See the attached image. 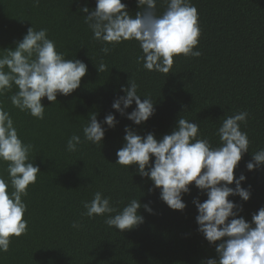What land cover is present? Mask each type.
<instances>
[{
	"label": "trees",
	"instance_id": "1",
	"mask_svg": "<svg viewBox=\"0 0 264 264\" xmlns=\"http://www.w3.org/2000/svg\"><path fill=\"white\" fill-rule=\"evenodd\" d=\"M121 2L130 15L140 10L136 0ZM190 2L197 8L201 30L193 50L202 55L175 56L170 73L161 74L137 63L142 51L134 40L115 45L107 55L100 52L102 45L92 38L84 23L86 14L79 11L85 3L94 9L95 0H39L38 4L0 0V52L14 49L29 27L46 28L57 51L66 59L81 60L88 69L70 95L58 93L54 104L42 98L46 107L42 120L14 108L11 93L0 97L22 141L34 146L30 159L40 169L36 183L22 197L28 231L11 239L9 250L0 252V264H203L217 258L215 244L220 241L209 244L196 223L193 200L204 202L205 192L190 184L189 192L182 195L186 207L172 210L152 181L139 175L136 165L127 170L115 163L125 126L142 137L153 133L159 140L183 117L197 123L199 137L215 147L220 143L216 132L222 121L246 111L247 121L240 127L247 133L249 151L234 169V178L243 174L246 179L241 186L249 188L251 195L246 202L239 196L228 199L242 205L239 215L248 222L264 207V165L252 171L246 168L252 154L264 149V0ZM166 6L164 0H157L156 14ZM101 57L108 71L99 73L96 65ZM129 80L136 81L141 101L145 96L154 103V114L140 125L112 108L114 100L124 95L121 86H130ZM135 107L133 103L125 112ZM92 113L105 128L101 145L85 142L76 152H68L67 140L73 134L83 139L82 129ZM110 113L117 121L113 128L103 124ZM5 169L6 164L0 163V176L7 180ZM97 191L109 197L117 210L139 199L143 223L119 231L104 223L106 216L83 215L82 201H90ZM74 221L79 228L72 227Z\"/></svg>",
	"mask_w": 264,
	"mask_h": 264
},
{
	"label": "clouds",
	"instance_id": "2",
	"mask_svg": "<svg viewBox=\"0 0 264 264\" xmlns=\"http://www.w3.org/2000/svg\"><path fill=\"white\" fill-rule=\"evenodd\" d=\"M136 2L140 10L134 16L121 0H95L94 9L87 3L80 7L79 11L86 14L83 19L92 38L102 45L101 53L107 55L115 45L134 40L142 51L137 63L142 62L147 71L161 74L170 73L175 56L202 55L199 50H193L199 43L201 30L197 8L190 0H164L167 6L160 15L156 14L157 0ZM34 3L38 4L39 0ZM47 32L46 28L36 30L31 26L14 49L0 52V97L11 93L9 99L14 108L39 120L44 119L46 108L42 98L54 104L58 93L70 95L80 86L88 70L81 60L66 59L63 52L57 51L55 41L48 38ZM96 67L99 73L108 71L103 57ZM128 83L129 87L121 86L124 95L114 100L112 108L140 125L154 114V103L145 96L141 101L135 80ZM133 103L136 107L126 113ZM247 117L246 111L226 117L217 129L220 143L215 147L207 138L199 137L197 123L183 117L159 140L153 133L142 137L125 126L124 144L116 152L115 163L127 170L136 165L139 175L152 181L153 187L160 190V199L172 210L182 211L186 207L182 195L189 192L190 184L206 193L204 202L193 200L198 212V231L209 244L220 242L215 244L217 258H209L203 264H264V207L253 213L248 222L239 215L242 205L228 199L239 196L246 202L251 195L249 188L241 186L246 177L241 174L234 178V169L249 151L247 133L240 127ZM116 123L111 113L103 121L109 128ZM82 131L83 139L73 134L67 140L68 152H76L85 142L101 145L105 128L95 113L90 114ZM33 147L22 141L10 112L0 103V163L6 164L8 174L7 180L0 176V252H7L11 239L28 231V221L24 219L27 205L22 197L27 196L28 186L36 183L40 173L30 159ZM150 157L154 158L151 163ZM262 165L264 149L252 154L246 168L252 171ZM233 183L234 188L229 186ZM82 205L86 210L83 215L106 216L104 223L119 231L143 223L138 213L142 207L139 199L133 198L117 210L109 197L97 191L90 201H82ZM143 207L152 211L148 205ZM72 227L80 225L74 221Z\"/></svg>",
	"mask_w": 264,
	"mask_h": 264
}]
</instances>
